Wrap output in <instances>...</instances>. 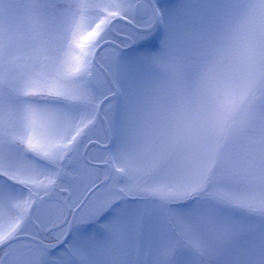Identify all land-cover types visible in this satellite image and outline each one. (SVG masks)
Here are the masks:
<instances>
[{"label": "snow or ice", "instance_id": "1", "mask_svg": "<svg viewBox=\"0 0 264 264\" xmlns=\"http://www.w3.org/2000/svg\"><path fill=\"white\" fill-rule=\"evenodd\" d=\"M0 264H264V0H0Z\"/></svg>", "mask_w": 264, "mask_h": 264}, {"label": "rangeland", "instance_id": "2", "mask_svg": "<svg viewBox=\"0 0 264 264\" xmlns=\"http://www.w3.org/2000/svg\"><path fill=\"white\" fill-rule=\"evenodd\" d=\"M117 27L118 28L123 27V25L121 24V25H118ZM30 55H32L30 48L22 45V49L20 53L18 54L16 63H18L21 66L28 64Z\"/></svg>", "mask_w": 264, "mask_h": 264}]
</instances>
